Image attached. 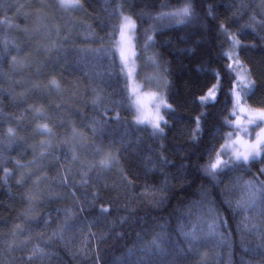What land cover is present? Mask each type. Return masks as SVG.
<instances>
[{"label": "trees", "instance_id": "16d2710c", "mask_svg": "<svg viewBox=\"0 0 264 264\" xmlns=\"http://www.w3.org/2000/svg\"><path fill=\"white\" fill-rule=\"evenodd\" d=\"M80 3L82 8L65 11L57 0H0V21L7 19L15 25L0 23V264H139L143 259L169 264L179 248L185 249L180 264H199V253L187 251L178 229L179 224L195 218L183 213L191 201L200 199L202 187L215 199L226 220L219 230L222 236L208 238L198 246L200 253H208V264H264V249L258 248V232L264 231V201H258L247 213L257 231H238L243 214L234 215L221 196L226 185H236L231 198L240 197L243 189L236 183L237 177L264 181V175H259L264 158L228 170L216 182L203 171L222 143V134L231 129L225 125V118H233L229 116V90L235 73L225 67L230 61L222 55L231 44L219 25L225 24L241 42L236 50L239 59L258 83L255 95L246 103L260 107L257 101L264 97V27L244 26L252 15L264 21V0H194L196 19L185 25L151 18L168 10L162 9V4H175L176 0ZM118 3L137 25L138 79L144 87L153 86L145 79L149 76L160 74L168 81L165 96L172 110H164L168 126L162 136L153 135L149 126L134 124L118 56L115 66L110 67L107 57L88 51L112 46L109 33L119 25V15L113 14ZM153 25L156 31L148 34L153 35L155 44L145 51L144 32ZM4 40L9 41L7 49ZM53 43L58 48L47 51ZM150 55H155L158 67L148 61ZM12 57L23 64H13ZM212 70L219 71L221 88L215 102L202 105L199 98L216 83ZM52 78L59 81V92L48 87ZM93 89L101 93L95 105ZM36 108H42L45 115L38 116ZM198 116L202 132L193 139ZM93 120L103 122L97 135L91 130ZM43 123L49 124L54 136L36 131ZM9 127L16 130L10 146L6 137ZM74 128L89 142L95 140L105 146L111 142L113 150L119 149L118 167L135 185L130 193L112 187L119 182L115 169L99 178L92 172L89 183L80 185V163L72 159V145L80 141ZM49 139L52 147L42 149L41 141ZM76 150L81 161L94 159L91 150ZM42 151L51 154L42 157ZM161 157L168 163H162ZM33 160L35 163L29 164ZM15 161L28 166L17 168ZM4 168L12 173L6 182ZM22 174L23 183H18ZM145 184L166 187L167 199L158 202V198L140 197ZM94 192L99 198L92 208L89 201ZM30 195L34 197L31 203ZM100 205L110 207V212L100 215ZM81 207L85 210L80 211ZM65 208L77 213L75 221L63 239L52 237ZM159 225L165 226L163 231L170 237V242H162L167 255L145 247L162 231ZM37 245L45 255L33 254Z\"/></svg>", "mask_w": 264, "mask_h": 264}, {"label": "snow or ice", "instance_id": "6c2138e0", "mask_svg": "<svg viewBox=\"0 0 264 264\" xmlns=\"http://www.w3.org/2000/svg\"><path fill=\"white\" fill-rule=\"evenodd\" d=\"M60 9L65 11L75 10L82 8L83 5L80 0H57ZM123 5L117 4L113 10V14H117L120 17V23L118 26L113 27V31L109 33L112 46L104 47L101 46L95 49H89L91 53L96 56L107 57L110 61V67L115 66L116 57L119 58V70L124 75L126 80V91L127 101L131 109H134L136 115L133 117L135 125L150 126L153 135L162 136L164 134V128L168 126V120L162 114L161 109L172 110V105L168 104L162 94L154 91L143 92L142 86L135 82L136 70L133 67L134 60L137 58L136 45L134 41L138 39L135 36L137 31V25L135 20L131 16L124 15L121 11ZM246 7V5H241ZM162 9H168L167 11H160L155 16L151 17L155 21L167 20L170 25H185L196 19V11L194 6V0H176L175 4L165 3L161 5ZM208 15H212V9L209 7ZM261 15H264L262 11ZM11 25L9 20L4 19L0 21ZM264 27V21H257L255 15H252L249 20V24L244 27L255 28L256 26ZM18 27V26H17ZM221 32H223L228 41L231 44V48L227 51L222 52V55L226 57L230 63L225 67L229 72L235 73V80L232 82V86L229 90V96L231 97V110L229 116L234 117V120L225 118V125L232 128L233 131L223 133L222 138L224 143L220 144L219 148L215 149L214 158L211 162L203 166L204 174L211 178L212 181L216 182L217 177L225 173L228 170H233L241 164H248L257 158H264V97H261L257 103L260 107H252L246 104V100L255 95L258 88L256 78L252 76L251 69L243 65V62L239 59L237 49L241 48V42L235 34H230L225 24L219 25ZM26 31V29H25ZM59 34V28L56 29ZM155 32V26H151L149 29H145L144 32V50L147 51L152 45L155 44L153 35H149V32ZM118 32V38L116 37ZM67 39V37H65ZM5 49L9 44V41H3ZM58 48V45L53 43L50 48L46 49L51 51L52 49ZM18 50V49H17ZM148 61L158 67V63L155 59V55L147 57ZM13 64H23V61H18L16 57H12ZM237 69H239L237 71ZM216 77V83L212 85L207 93L199 98L200 104H207L208 102H215L217 99V93L221 88V79L219 71L212 70ZM153 77H146V80L151 81ZM168 81L164 79L162 83L158 84L159 87H167ZM34 87H40V85H34ZM48 87L54 88L56 91L61 90L59 81L52 78L49 81ZM95 92V98L92 103L95 105L101 99L100 91L93 89ZM57 108L60 105L56 106ZM34 111L38 116H44L45 112L42 108H36ZM203 115V114H201ZM119 113L116 115V119L119 120ZM195 128L192 132V138L196 139L202 132L200 116L196 117ZM99 126V127H98ZM103 122L93 120L92 121V132L94 135L99 134L102 131ZM259 127L260 131L255 133V139H244V136H251L250 129ZM36 131L41 134H47L52 137L55 135L53 129L47 123L38 124ZM74 135L80 136V141L77 144L72 145L73 149V163H80L79 174L81 176L80 185L84 186L89 183V177L92 172H96L97 178L105 172L116 170L119 174V182L114 183L112 187L117 190H122L125 194L131 192V189L135 187L134 182L128 178L123 168H119V149L113 150V145L110 142L109 145L105 146L102 142L96 143L95 140L89 142L88 138L83 133H77L75 128L73 129ZM7 142L9 146L15 142L16 130L12 127L7 129L6 133ZM235 137V138H233ZM66 143V141H65ZM42 149L52 147V140H43L40 143ZM76 149L91 150V155L94 159L89 161H81L79 152ZM51 153L42 151L40 155H50ZM226 157V158H225ZM2 159V157H0ZM7 162V161H5ZM161 162L167 164L168 161L161 157ZM17 168H25L28 165L22 164L19 161L14 162ZM35 163L30 161L29 164ZM68 171H71L70 169ZM3 179L6 182L7 179L12 175L9 169H3ZM24 175H21V179L18 183H23ZM27 175H30L28 173ZM259 175H264V168L260 169ZM63 183L67 186V177L63 178ZM166 183V182H165ZM236 183L243 189L239 198L233 200L231 194L235 191L236 185H226L221 189V196L223 203L226 204L229 209L232 210L233 214H243L241 220L238 223L237 230L241 229L246 231H257V225L252 223V217L248 216L247 213L257 206L258 201H264V181L243 180L242 177L236 178ZM108 184L105 183V188ZM143 191L138 195L144 198H158V202H163L167 199L166 187L157 188L154 185L145 184L142 186ZM74 195V193H73ZM200 199L193 200L187 206V211L183 213L186 217H195L189 219L188 224H179V234L183 237V240L187 243L188 252H197L200 255L199 264H208V253L199 252V245L211 237L222 236L223 234L219 231L226 220L223 219L218 211L216 201L214 198H210V193L207 189L201 188L198 193ZM99 198V193H92V199L89 204L92 208L96 207V200ZM30 203L34 200L31 195L28 197ZM82 207L80 211H84ZM64 218L56 225L55 230L52 232V237L64 238V233L72 227L77 213L72 208L63 209ZM110 212V207L100 205V215H106ZM190 225V226H189ZM162 231L157 232L151 241L145 246L148 249L155 248L163 255L168 253L164 252L162 242H170V237L163 231L164 225H159ZM19 226H17V230ZM258 238L260 243L258 248L264 249V231L258 232ZM11 247V245H9ZM145 249L142 248L141 251ZM33 254L45 255L42 249L37 245L33 249ZM185 255V249L179 248L173 255V259L169 264H180L179 257ZM32 257L30 256L29 259ZM139 264H160V261L153 259H143ZM243 264H253L252 261H244Z\"/></svg>", "mask_w": 264, "mask_h": 264}, {"label": "rangeland", "instance_id": "374dc122", "mask_svg": "<svg viewBox=\"0 0 264 264\" xmlns=\"http://www.w3.org/2000/svg\"><path fill=\"white\" fill-rule=\"evenodd\" d=\"M124 15H125V14H124ZM132 19H133V18H132ZM133 20H134V19H133ZM119 23H120V19H119ZM116 38H118V34H117V37H116ZM133 67H134L135 70H136L135 82H136L137 84H139V85L142 86V91H143V92H148V91L158 92V93L162 94L163 97L166 99V96H165V87H159V86H158V84L162 83V81H163L165 78L159 76L160 74H159V75H154V76H149V77H153V78L151 79V82H152L151 85H153V86L144 87V86H143V84H144L143 81L139 80L138 77H137V70H138V62H137V59L134 60ZM238 70H239V69H237V71H238ZM246 104H247V103H246ZM247 105H248V104H247ZM254 108H255V107H254ZM164 110H165V109H161V112H162L163 115H164ZM133 111H134V116H135V115H136V112H135L134 109H133ZM231 120H234V117H233ZM149 127H150V126H149ZM261 127H264V125H261ZM230 131H233V129L231 128V129L227 130L226 133H227V132H230ZM258 131H260V128H259V127L251 128V129H250L251 136H250V137H248V136H244L243 138H244V139H255V133L258 132ZM233 138H235V137H233ZM222 143H224V139H223ZM222 143H221V144H222ZM225 158H226V157H225Z\"/></svg>", "mask_w": 264, "mask_h": 264}]
</instances>
